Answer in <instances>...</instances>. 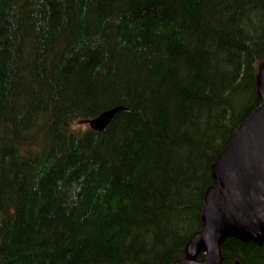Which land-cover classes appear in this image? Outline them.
Instances as JSON below:
<instances>
[{"label": "trees", "instance_id": "16d2710c", "mask_svg": "<svg viewBox=\"0 0 264 264\" xmlns=\"http://www.w3.org/2000/svg\"><path fill=\"white\" fill-rule=\"evenodd\" d=\"M263 63L264 0H0V264L190 257ZM219 248L264 264V238Z\"/></svg>", "mask_w": 264, "mask_h": 264}, {"label": "water", "instance_id": "95a60500", "mask_svg": "<svg viewBox=\"0 0 264 264\" xmlns=\"http://www.w3.org/2000/svg\"><path fill=\"white\" fill-rule=\"evenodd\" d=\"M255 71L261 101L240 122L213 163L216 183L205 195L204 227L187 243L188 253L203 250L205 256L172 264H221L219 243L226 235L255 241L264 238V64L261 68L255 65ZM123 108L114 105L80 122L100 131Z\"/></svg>", "mask_w": 264, "mask_h": 264}, {"label": "bare ground", "instance_id": "6f19581e", "mask_svg": "<svg viewBox=\"0 0 264 264\" xmlns=\"http://www.w3.org/2000/svg\"><path fill=\"white\" fill-rule=\"evenodd\" d=\"M117 31V30H116ZM95 34V33H94ZM92 39V38H91ZM100 39V38H99ZM93 41V40H92ZM116 105H121V106H123L122 104H116ZM124 107V106H123ZM108 109V108H107ZM104 110H106V109H104ZM104 110H102V111H104ZM114 116V115H113ZM112 119V118H111ZM111 121V120H110ZM2 122V121H1ZM2 127V126H1ZM3 128H5V127H3ZM45 128V127H44ZM42 129H43V127H42ZM0 130H2V128L0 129ZM5 131V130H4ZM26 134H27V132H25ZM3 134V133H2ZM49 134V133H48ZM40 135V134H39ZM42 135V134H41ZM1 136H3V135H1ZM9 136V135H8ZM26 136V135H25ZM45 136H47L48 137V135H45ZM25 138V137H24ZM40 138V137H39ZM45 138V137H44ZM44 138H43V140H44ZM55 138V137H54ZM28 139V138H27ZM37 139V138H36ZM36 139H34V140H36ZM30 140V139H29ZM32 140V139H31ZM46 141H47V139H46ZM18 151V150H17ZM180 254V253H179Z\"/></svg>", "mask_w": 264, "mask_h": 264}, {"label": "rangeland", "instance_id": "374dc122", "mask_svg": "<svg viewBox=\"0 0 264 264\" xmlns=\"http://www.w3.org/2000/svg\"><path fill=\"white\" fill-rule=\"evenodd\" d=\"M74 125H80V126L84 127L86 124L77 122V124L75 123Z\"/></svg>", "mask_w": 264, "mask_h": 264}]
</instances>
